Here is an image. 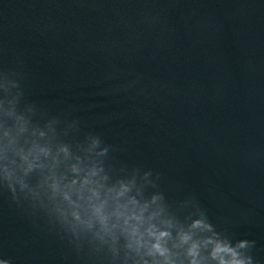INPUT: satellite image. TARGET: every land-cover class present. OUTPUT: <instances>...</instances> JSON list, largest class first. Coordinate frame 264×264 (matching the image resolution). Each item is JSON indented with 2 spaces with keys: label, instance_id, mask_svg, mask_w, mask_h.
Returning <instances> with one entry per match:
<instances>
[{
  "label": "water",
  "instance_id": "95a60500",
  "mask_svg": "<svg viewBox=\"0 0 264 264\" xmlns=\"http://www.w3.org/2000/svg\"><path fill=\"white\" fill-rule=\"evenodd\" d=\"M0 70L47 116L158 174L264 264V0H0ZM0 257L105 264L0 192Z\"/></svg>",
  "mask_w": 264,
  "mask_h": 264
},
{
  "label": "clouds",
  "instance_id": "9594fccd",
  "mask_svg": "<svg viewBox=\"0 0 264 264\" xmlns=\"http://www.w3.org/2000/svg\"><path fill=\"white\" fill-rule=\"evenodd\" d=\"M78 133L77 121L39 111L24 99L18 74L0 70V192L42 213L75 252L105 264H256L255 241L232 239L194 198L173 207L158 174L112 169L100 136L69 139Z\"/></svg>",
  "mask_w": 264,
  "mask_h": 264
}]
</instances>
